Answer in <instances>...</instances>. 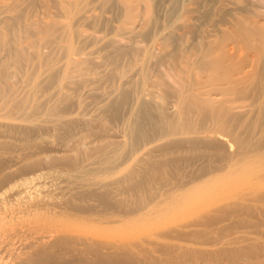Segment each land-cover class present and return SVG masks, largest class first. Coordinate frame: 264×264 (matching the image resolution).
I'll use <instances>...</instances> for the list:
<instances>
[{
	"label": "rangeland",
	"instance_id": "1",
	"mask_svg": "<svg viewBox=\"0 0 264 264\" xmlns=\"http://www.w3.org/2000/svg\"><path fill=\"white\" fill-rule=\"evenodd\" d=\"M63 1L0 0V38L10 39L0 49V58L5 53L2 62L6 68L4 76H0V196L6 197L14 183L41 171L57 172L56 180L63 182L70 174L68 181L76 182L72 185L80 183L89 188L86 195L69 203L66 209L76 220L77 228L102 240L138 244L130 249L96 246L91 250H48L36 264H264V197L258 200L262 211H240L244 217L241 221L226 220L225 213L221 218L198 224L201 231L196 235L166 231L194 222L195 213L206 212L258 187L259 180L245 174L239 176L237 171L191 185L201 178V166L207 162L206 151L191 148V140L198 131L216 129L224 133L213 124L215 119L218 123L231 120L239 132L254 129L259 138L264 128V77L252 93L233 94L227 90L229 94L218 97L211 90L209 72L200 70L198 61L204 52L210 57L222 55L224 61L242 63L252 79L262 75L264 42L244 45L232 33L235 23L251 29L264 27V0H109L106 4L102 0ZM85 14H97L98 21L85 19ZM47 23L54 24L48 32V40L55 41L53 47L51 42L45 43ZM132 23L133 31H129ZM18 44L29 56L27 66L23 63L20 67L15 50H8ZM70 44L74 54L71 57L81 60L77 67L88 80L84 85H71L70 79L62 80L61 69L49 73L44 65L46 57L58 69L65 67ZM163 52L171 54L163 58ZM116 54L121 56L109 63ZM237 55L241 56L240 61ZM142 67L149 70L148 82L144 84L147 91L139 88L142 83L137 70ZM33 74L38 76L32 78ZM106 75L110 80L105 84ZM98 76L101 81L94 80ZM134 85L142 91L138 90L139 96ZM60 87L63 91L71 88L70 99L65 100L58 93ZM205 88L215 95L210 93L212 99L222 97V105L218 102L217 106L226 110L218 115V108H213V119L207 122L201 120L199 113L205 110L203 100L209 95L203 92ZM125 92L129 93L127 103L113 112L112 104ZM184 95L193 96L200 103L199 110L190 114L193 130H183L180 111ZM141 97L147 101L150 120L139 126L134 112L138 108L135 100ZM24 136L27 145L23 143ZM72 173L79 177V183ZM91 184L106 187L92 195ZM184 185L189 186L182 188ZM168 187H180L182 197L157 204L158 191ZM103 189L111 193H104ZM67 193L64 194L68 196ZM101 200L108 204L102 205ZM237 235H245L248 243L242 241L238 248L220 251L221 255L203 249L216 248ZM171 243L187 249L175 250L169 247ZM258 249L261 252H256ZM3 252V264L21 258L13 251Z\"/></svg>",
	"mask_w": 264,
	"mask_h": 264
},
{
	"label": "bare ground",
	"instance_id": "2",
	"mask_svg": "<svg viewBox=\"0 0 264 264\" xmlns=\"http://www.w3.org/2000/svg\"><path fill=\"white\" fill-rule=\"evenodd\" d=\"M102 1L106 4L108 3L109 0H102ZM61 4H62V0H61ZM92 15L90 14L87 16L85 14L83 15V17L85 19H95V21H98L96 19L97 14L95 16L94 14ZM81 16L80 18L82 19L83 17ZM47 24L48 25L46 26V28L48 29H45V35H44V38L46 39L45 41L46 44L48 42H51L50 40H48L49 38L48 32H50L49 30H53L54 28V24L52 23L50 24L47 23ZM129 24L131 23H128V25ZM234 25H235V30H233L232 35H237V37L240 39V41L244 45L249 46V45H254L255 43L259 44V43L264 42V27L251 29L249 27L243 26V24H240V23H235ZM126 28L128 27H125V29ZM129 28H128L129 31H133L131 30V28H134V25L132 27L130 26ZM128 30L126 29V31ZM170 35L171 37H173V33H171ZM170 35H168L169 38H170ZM174 38L175 36L171 39H174ZM9 42H10L9 38H6V37L0 38V49ZM54 42L55 41L53 40L49 44H51L52 46L53 45L52 43ZM231 44L234 47L236 45V41H233ZM221 45H222L221 43H218L219 47H221ZM11 46L13 47L11 48ZM11 46L9 47L8 50L10 49L15 50V53L17 54L16 62L20 65V67H22L23 63L25 66H27L29 64L28 63L29 56H27V54L25 53L23 46L21 44H18L16 46L15 45H11ZM8 50H5V52L6 51L8 52ZM72 50H73V45L70 44L68 48V52L65 55V58L67 57V61H65L66 62L65 67L62 66L61 68L58 69L57 66L53 64L52 59H47L46 57L43 58L44 65L48 67L47 69L49 73L55 72V71L60 72V69H61V76L63 78L62 80L70 79V81L68 80L69 84L84 85L83 83H85L88 80L85 81L86 78H83V76H81L83 75L82 74L83 71L81 68H78L76 64L78 63L79 65L81 60H76L75 57L73 56L71 57V55H74L72 54L73 53ZM126 53L127 55L129 54L128 51H126ZM163 53L164 54L161 55L163 56V58L165 57L167 58L171 54V52H163ZM4 55H2L0 58V76H4V74L6 73V68L2 62V61H5L4 60L5 57H3ZM117 56H121V54H116L115 56L111 57V59L109 60V63H115L118 60ZM237 56H239L238 60L240 61L241 56L240 55H237ZM74 67L78 69H75ZM198 68L200 70L209 72L208 78L211 80V82L213 81L211 90L215 91L214 94H216V96L217 94H219L218 97L224 94H229L226 92L227 90H230L231 93L233 94L238 93V92H243V91H249L252 93V91H255L259 88V82L261 78L264 77V66H262L261 68L262 75L254 76L252 79V77L246 75L247 72L244 71L242 63L224 61L222 58V55H219L217 57H210V55L207 52L202 53L201 58L198 61ZM137 71H139L138 73H139V78H140L138 80H140V82L142 83L141 84L140 82H138L139 84L137 85L141 84L139 88L145 87L146 89L147 86H145L144 84L148 80V75H149L148 67H142L140 70H137ZM73 72L75 75L73 74ZM90 74L92 75V73ZM36 75L37 74H33L31 75V77L33 78ZM71 75H74V76L72 77ZM91 79L93 81L94 78H91ZM96 79L99 80V79H102V77H99V76L95 77L94 80ZM67 80L65 81V83H67ZM104 80L106 81L105 84L108 83L110 80V76L106 75ZM124 84H126V82ZM67 85L68 84H66V86ZM135 86L136 85H134V87ZM135 88H137V91L135 92L137 93L139 90L138 86ZM70 89L71 88L69 87V90ZM113 89L115 90V87ZM209 89L207 88L206 91H203V92L209 93L208 92ZM61 90H58V93H62V96L65 100H68L71 98L72 94H70L69 90L64 89V91L62 90L63 92ZM134 90L135 89H132L133 92ZM141 90H143V88ZM147 90L148 89H146V91ZM212 91L210 93L213 94ZM140 92H138L139 94L137 96L140 95ZM203 92L202 94H206ZM210 93L208 96L205 95V99L203 100V104L206 105L205 110L199 111L201 115V120L203 122L204 121L207 122L213 119L212 117L214 114L212 113L213 108H218V115L226 113V110H224L221 107L222 105L221 102H223L222 97H221L222 101L220 102L219 100L221 99L218 97H215L216 99L215 98L212 99V96L210 97ZM121 94H119L120 96H117L118 99L115 97L116 101H114V103L111 106V109H113V112H117L118 108L121 107L123 103L125 105L128 101V100L126 101V99H128L129 93L125 92ZM214 94L213 96H215ZM143 97L145 100L144 95ZM206 97L208 99H206ZM229 97L231 98V96ZM107 99L109 100V98ZM136 100H138V98H136ZM136 100L135 102H138V103L135 105H137L138 108L134 112L135 120H137L139 123V126H141V124L146 123L150 120V115L147 110V106H148L146 103L147 101H144L142 97H141V100L140 99L139 101H136ZM218 102H220L221 104L220 106L219 105L217 106V104H219ZM199 105L200 103L195 97L188 96V95L183 96V107L180 111V114L182 115V126H183L184 131H186L187 129L189 130L194 129V127H191L192 119H191L190 114H192L191 111H195L194 113H196L197 110H199L200 108ZM216 113H217V110H216ZM261 115H262L261 116L262 122L264 124V113ZM215 122L216 123H213V124L214 125L216 124L217 126H219V128H221L224 133L218 132V130L216 129H212V130L209 129L208 131H198L196 137H194L191 140V148L195 150H201V151H202L201 148H203V151H206L205 159L207 162L205 163L203 162L201 166L202 172H203L201 175V178L196 179L195 181H192L190 184L191 185L195 184V182L205 183L211 180V178L216 179L215 175L217 176L221 173H223V175L224 173L233 174L232 172H234L235 174V172L237 171L240 173V174L238 173L239 176L245 174L248 176H253L255 181L259 180L258 187L254 188L252 191H246L243 193L241 192L235 195L234 197L226 200L221 205L208 209L206 212L200 211L198 213H195L196 214L195 215L196 217L194 218L195 220L192 218V221L194 220V222L190 223V221H188L187 224H181V225L178 224L177 226L167 229L166 230L167 234L171 232V233L182 234V235H196L200 233L201 231V229L197 227L198 224L206 221L207 219L221 218L223 214L226 213L228 215V218H226V220L232 221L233 219H235L237 221H241L244 219V217H242V214H239L240 211H243V212L250 211L253 213H260L262 211V207L261 205L258 204V200L264 197V135H263L264 128L261 129L260 136L258 138L256 136L258 133L255 132L254 129H249V130H244V132H239L233 127L231 120L227 122L218 123L215 119ZM63 123L65 124L66 122H63ZM134 123L136 122L134 121ZM217 126L216 128H218ZM213 128H215V126ZM22 133L25 134L24 131H22ZM23 143L27 145V138L25 136L23 137ZM163 147L165 146H162L161 148ZM56 173L57 172H51L48 170V171H41L40 173H36L31 176H26L22 178L21 180H19L18 182L14 183L10 187L11 193L9 195H7L6 197L0 196L1 198L2 197L4 198V199L3 198L0 199V234L2 235L1 236L2 242L1 241L0 242L3 245V249L1 250L7 251V252L13 251L12 253L15 252L20 255V256L17 255V257H21L19 258L20 260L15 261V262L13 261V259L15 258H12L13 262L10 260L12 264H36L44 258L45 256L44 254L48 250L49 251H60V250L68 249V248L77 249L79 247H85L86 249L91 250L93 247H96V246H99V247H120L121 246L124 249H130L138 244V242L133 243V244H130V243L120 244V242L114 243V241L112 242V240H108V239L102 240L89 233L80 231L75 224L76 220L72 217L70 213L66 212V209L69 203L75 202L78 199H81L82 196L86 195L88 192L87 190H89V188L88 187L85 188V186H82V184L78 182L80 181L79 177H82L83 175V174L82 175L79 174L78 170L77 172L75 171V173H78L77 175L79 177L72 173V175H74L73 177L75 176L77 177V178L75 177V179H77L76 180L77 183H79V185L77 186H74L71 184L72 182L74 183L75 181H72V182L68 181V177H70L69 176L70 174L69 175L67 174L68 177L66 176V174H62L67 177V179H65V176H63L65 179L63 182V181H57L59 179L58 177H56L57 176ZM58 175L61 176V174H58ZM227 175H225V177ZM73 177L69 179L75 180L73 179ZM228 177L229 176H227V178ZM59 178L61 180V177ZM93 185L94 184H91V190H90V192L91 191L93 192L92 195H96V193H100L102 191L101 188L106 187L101 184L99 186L94 185L97 187L93 188L94 187ZM187 186L189 185H184L182 188H185ZM179 188L168 187L167 189L162 188L163 190L162 189L159 190L158 199L156 200L157 204H161L170 198H172L173 200L175 198L182 197V191ZM105 191L103 189L104 193H111V190H109L110 192L108 191L105 192ZM64 193H67L68 196H66V194ZM100 203L104 206L108 204L106 200H101ZM239 236L240 235H237V236L227 239L226 241H223L216 248H214L215 247L214 246V247H207L203 249L204 251L211 252L210 254L221 255L222 252L220 251L229 250L228 248H231V247L238 248L240 246L238 243L242 241L247 242L249 240V238H247L245 235L244 237L242 236L239 237ZM169 247L175 250L187 249L182 244H179V243L178 244L171 243L169 244ZM236 250H240V249H236ZM3 251L0 253L1 255L2 253H5ZM256 252L259 253L261 251L258 249ZM3 257L1 259H3ZM8 259L6 260L9 262ZM0 261L2 262V260Z\"/></svg>",
	"mask_w": 264,
	"mask_h": 264
}]
</instances>
